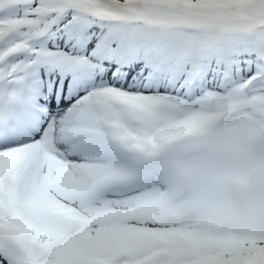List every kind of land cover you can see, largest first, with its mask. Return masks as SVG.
I'll return each mask as SVG.
<instances>
[{
  "label": "snow or ice",
  "instance_id": "6c2138e0",
  "mask_svg": "<svg viewBox=\"0 0 264 264\" xmlns=\"http://www.w3.org/2000/svg\"><path fill=\"white\" fill-rule=\"evenodd\" d=\"M0 264H264V0H0Z\"/></svg>",
  "mask_w": 264,
  "mask_h": 264
}]
</instances>
